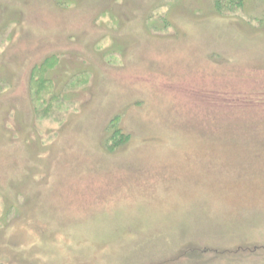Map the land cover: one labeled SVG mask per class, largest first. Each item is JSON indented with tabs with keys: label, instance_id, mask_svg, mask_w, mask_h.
Instances as JSON below:
<instances>
[{
	"label": "rangeland",
	"instance_id": "374dc122",
	"mask_svg": "<svg viewBox=\"0 0 264 264\" xmlns=\"http://www.w3.org/2000/svg\"><path fill=\"white\" fill-rule=\"evenodd\" d=\"M0 264H264V0H0Z\"/></svg>",
	"mask_w": 264,
	"mask_h": 264
}]
</instances>
